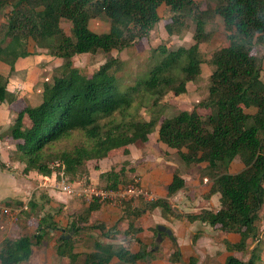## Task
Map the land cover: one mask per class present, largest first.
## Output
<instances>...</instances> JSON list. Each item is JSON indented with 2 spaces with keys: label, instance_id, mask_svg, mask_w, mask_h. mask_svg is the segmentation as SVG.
Masks as SVG:
<instances>
[{
  "label": "trees",
  "instance_id": "obj_1",
  "mask_svg": "<svg viewBox=\"0 0 264 264\" xmlns=\"http://www.w3.org/2000/svg\"><path fill=\"white\" fill-rule=\"evenodd\" d=\"M161 6L172 14L171 22L164 26L168 36L179 35L191 18L195 25L192 45L175 50L157 47L159 61L126 86L122 76L118 77L124 71L118 58L107 59L91 75L74 66L77 55L121 52L147 37L160 21ZM6 9L5 21L0 24V64L11 73L18 62L31 55L30 43L46 48L62 61L51 82L43 83L39 104L22 106L7 130V136L16 142L24 176H48L51 161L59 160L66 174L77 180L87 175L88 166L99 172L100 161L111 158L112 153L127 156L135 143H145L156 133L157 141L173 150L186 166H203L210 184L205 197L218 195L220 205L216 210L201 209L198 214L184 215L175 213L166 199L148 203L147 208L159 207L189 223H206L224 236H238L236 243L227 240L228 251L243 253L251 243L260 242L258 222L264 210V81L260 62L252 52L256 46H264V0H215L214 7L206 11L200 10L195 0H0V10ZM210 15L221 19L227 46L219 47L211 57L208 94L199 103L209 113L202 117L192 109L165 117L162 98L170 92L184 94L187 84L200 76V45L208 40L206 24ZM99 16L109 21L108 33L88 29L89 20ZM62 22L70 23L69 35L61 28ZM15 98L8 90V77L0 72V103H10ZM144 102L154 112L148 119L138 117ZM75 132L82 135L81 144L53 152L54 144ZM235 160L243 168L232 174L229 170ZM134 170L123 161L119 169L111 167L98 173L102 185L97 186L115 190L131 183L139 185L137 178L129 175ZM186 185L184 178L173 174L166 197H173ZM31 202L29 209L34 210L36 206ZM99 207L94 202L76 217V224L67 229V233L73 231V238L66 240L60 234L56 255L68 264L80 256L82 264H111L114 259L119 264L147 261L153 251L138 240L137 253L131 252V242L126 240L122 244L95 241L91 253H74L75 237L81 231L98 229L101 238L114 234L115 227L105 231L102 224L88 225L90 214ZM46 218L39 223L42 234L35 241L27 236L3 241L0 264L27 263L42 235L53 236L57 230L52 217ZM130 228L131 225L126 235ZM171 240L174 250L169 261L178 263L181 254ZM256 249L251 250L246 261L227 255L224 264H256Z\"/></svg>",
  "mask_w": 264,
  "mask_h": 264
},
{
  "label": "rangeland",
  "instance_id": "obj_2",
  "mask_svg": "<svg viewBox=\"0 0 264 264\" xmlns=\"http://www.w3.org/2000/svg\"><path fill=\"white\" fill-rule=\"evenodd\" d=\"M195 2L202 11L212 9L215 4V0H195ZM8 11V9L0 10V24L4 23ZM158 13L160 21L147 37L136 41L121 52L112 51L108 54L98 52L96 54L77 55L73 60L74 66L82 73L91 75L107 59L118 58L124 64V71L118 74V77L122 76V84L126 86L131 85L135 78L143 75L159 61L160 56L158 55V50H156L157 47L162 46L167 50H175L179 47H189L193 44L192 37L195 25L191 18L186 20L185 27L179 35L168 36L164 26L171 22L172 14L165 6H161ZM61 28L66 35H69L70 23L62 22ZM88 29L97 34L108 33L109 21L104 16L90 19ZM206 32L209 33L208 40L200 45L201 59L203 61L200 76L195 82L187 84V90L184 94L174 95L170 92L162 98L160 105L164 107L165 117H172L181 111H191L192 109H195L202 117L209 113L207 109L201 108L199 103L208 94L209 76L213 70L210 63L211 57L219 47L227 46V41L223 23L218 17L210 15L206 24ZM28 47L31 55L24 61L18 62L11 73L7 67L0 64V72L8 77V90L16 97L10 103H0L4 108L0 114V186L11 185L16 188V195L5 191L0 193V246L5 240H16L23 236L31 237L32 240L35 239L37 235L42 234V231L38 230L39 223H42L41 220H47L46 216L48 215L53 218L51 214L60 215L63 218H71L70 224L67 223V228L62 230L66 234L67 229L71 224L75 223V218L83 212L86 206L84 200L64 195L58 190L57 192L62 196L68 199H76V207L80 206L79 209L64 211L58 207L52 209L48 202L40 204L44 194L46 197V188L41 186V179L35 175L24 176L22 174V165L20 163L17 165V162L20 161L16 153V142L7 136V130L13 124L22 106L33 107L40 102L43 83L51 82L52 76L56 74V69L62 63L60 59L51 56L46 48L36 47L33 43H30ZM252 53L260 62L261 79L264 81V46H256ZM160 105L159 107L161 108ZM142 106L139 108L138 117L148 119L154 112H151L145 106V102ZM156 139V133H152L145 143H135L130 148V153L127 156L112 153L111 158L104 162V167L112 166L115 169H119L123 160L127 161L129 167L135 168L134 173L129 175L131 177L138 176L136 178H139V187L145 193H150L144 187L150 179L159 177V189L163 191L164 188H167L173 174H179L185 178L187 185L180 191L182 202L180 203L181 200H178L175 205L178 207L183 206L185 209H193L197 212L203 208H208V201H206L207 198L205 196L208 192L209 181L204 182V178L208 179V176H206V170L203 169V166H186L173 150L156 142ZM82 141V135L75 132L54 144L53 152L70 150L73 146L81 144ZM1 165L4 166L2 167ZM242 168L243 165L238 160H235L229 172L235 174L241 171ZM66 177L72 184L75 183L76 180H72L68 175ZM30 201L36 206L34 210L29 209ZM3 208L15 214V218L12 219L4 214ZM127 216L124 214L122 217L127 218ZM183 221H185L184 224L181 225L180 222L178 224L183 230L182 235L184 237L182 246L179 248L181 258L178 264H224V259L227 255L246 261L250 257L251 250L255 247H257L254 253L256 264H264V210L258 222L259 229L263 231L262 234L261 232L259 234L260 242L251 243L243 253L228 251L226 248L225 243L228 241L236 243L238 236H224L218 230L214 231L207 225L194 227L187 224L189 222L185 219ZM167 228L171 229L169 226ZM89 230H85L84 235L85 238L89 239L88 243H91L90 237L94 236L89 235L94 230ZM120 231H118L119 234H122V231ZM60 234V231H55L53 236L43 234L39 245L33 247L31 259L24 264H68L66 260L60 259L55 253V246ZM70 234V238H72L73 232L71 231L68 235ZM95 234L99 235V232L96 231ZM166 236L168 237V235ZM166 236L164 235L165 238ZM161 242L152 244L154 246L151 249L153 251L152 255L147 261H143L140 264H171L169 258L174 249H172L173 247L168 248V250L163 248V246H160ZM78 246H75L76 250H78ZM155 247H157L156 250ZM77 252L83 254L82 251L78 250ZM81 258L82 256L74 261L73 264H82ZM113 264L118 263L114 261Z\"/></svg>",
  "mask_w": 264,
  "mask_h": 264
},
{
  "label": "crops",
  "instance_id": "obj_3",
  "mask_svg": "<svg viewBox=\"0 0 264 264\" xmlns=\"http://www.w3.org/2000/svg\"><path fill=\"white\" fill-rule=\"evenodd\" d=\"M24 60H22V61H24ZM4 76H7V75H4ZM38 104H39V102L37 103V105ZM3 109H4L3 105H0V114L3 112ZM156 142H158L157 139H156ZM2 144H4V143H2ZM106 160H108V159H105V160H102L99 162V172H94L93 167L88 166L87 175L84 174V176H82V177L86 178V180H88L90 183H93L96 185H102V183L99 182V180H98V173H102L104 171H107L112 167V166L111 167H104L105 165H103V164ZM17 163H18L17 165H19V163H20L22 165V169H23V164L21 162H17ZM30 175L31 176L35 175L38 178H40L41 179V186L46 188V190H45L46 191V197L44 194V196L42 197V199L40 201V204L43 202H48V205L51 206L52 209H56V207H58V208H62L64 211H68V210L74 211L75 208L79 209L80 206L76 207V201H75L76 199H68L67 197L62 196L59 192H57V190L54 188V186H52L51 183H53V181H50L51 182V183L49 182L50 184L44 183V179H43L44 176L39 177L35 173L30 174ZM136 177H138V176H136ZM137 180L139 182V178H137ZM207 181H209V180L207 178H204V182H207ZM159 185H160V178L154 177L148 181L146 186H144L155 197V201H157L159 199H166L168 204L170 205V207L174 210V212L179 214V215L180 214L184 215V214H198L199 213L197 211H194L193 209H187V208L185 209L183 206H181V207L176 206L175 205L176 201L181 200V198H180L181 192L179 191L173 197L167 198L166 197V188H164L163 191H160ZM0 187H1L0 193L5 191V192H11L10 194H12V195L13 194L16 195V193H15L16 188H14V186L9 185V186H0ZM206 201H208V204H207L208 208H203V209L216 210L219 208L220 203H219V196L218 195H212L211 197L207 198ZM181 202H182V200L180 201V203ZM147 204L148 203L146 201H144L143 199H140V198L133 199L130 202L124 203L121 206H115V205H111V204H100L99 209L90 214L88 225L93 226V225H97V224H102L103 228H105V231H111L110 229L115 227V229H113L114 234H112V236H111L112 238L111 237L110 238H104L103 236L101 238L100 237V233H101L100 230L92 228L90 230H94V232L92 231V233L89 236H94V237H90L91 243H88L89 239L85 238V235H84L85 231H81L75 237V239H77L76 245L77 246L79 245L78 250L82 251L83 254H87V253H91L93 251V244L95 241L114 243V244H122L125 240L131 242L130 250L132 253H137L139 250V245L136 243V240L140 241V243H142L148 249H153L154 246L152 244L156 243L155 239H156V234L158 233V232L156 233L157 227L159 225H163V224H165L171 228L170 230L172 231V235L167 237L166 234H164L166 236V238L164 237V235L162 236L163 239H162V242L160 243V246H163V248H165L167 250H168V248H172V247H173L172 249H174V245H173V242L171 240V239H173L175 241V243L177 244L178 249L181 248L182 243L184 241L183 240L184 237L182 235L183 230L181 229V227L178 224L180 222L182 225L185 223V221H183L182 219H179V218H175L174 215L167 213L165 210H163L159 207L147 208ZM85 205L86 206L84 208L89 206L87 204H85ZM124 214L126 216L128 215L127 218L122 217ZM51 215L53 216L52 222L54 224H56V226H57L56 231L58 232L60 227H62V229L60 230L61 235L67 236L69 233L64 234L62 232V230H63V228H67L66 225H67V223L70 224L69 221L71 220V218H67V217L63 218L60 215H58V216L53 215V214H51ZM78 215H77V217H78ZM74 224H76V218H75ZM187 224H190L191 226H194V227L207 225L206 223H201L198 221L192 222V223H187ZM71 225H73V224H71ZM71 225H70V227H71ZM129 225H131V228H130L131 231L126 235L125 233L128 230ZM165 225H163V226H165ZM207 226L210 227L209 225H207ZM119 227L121 228L122 234H119V232H118V231H120ZM211 229H213L214 231L216 230L214 228H211ZM96 231L99 232V235L95 234ZM262 232L263 231L261 230V234H262ZM73 237H74V233H73ZM91 244H92V246H91ZM90 246H91V248H90ZM78 250H76L74 247V253L79 254V255H83L80 252H77ZM78 259H79V257H78ZM114 261H116L118 263V261L116 259H114L111 262V264H113ZM140 263L141 262H138L137 264H140ZM178 263H175V264H178ZM171 264H173V263H171Z\"/></svg>",
  "mask_w": 264,
  "mask_h": 264
},
{
  "label": "built area",
  "instance_id": "obj_4",
  "mask_svg": "<svg viewBox=\"0 0 264 264\" xmlns=\"http://www.w3.org/2000/svg\"><path fill=\"white\" fill-rule=\"evenodd\" d=\"M49 169L51 174L43 177L44 183L53 181V183H50L60 193L84 200L87 205L97 202L99 204L121 206L138 198L143 199L147 203L155 201V197L151 193L141 191L138 183L127 184L115 190H105L90 183L84 177H80L72 184L66 177L65 165L59 160L52 161L49 164ZM2 211L8 217L15 218V214L11 213L10 210L3 208Z\"/></svg>",
  "mask_w": 264,
  "mask_h": 264
},
{
  "label": "water",
  "instance_id": "obj_5",
  "mask_svg": "<svg viewBox=\"0 0 264 264\" xmlns=\"http://www.w3.org/2000/svg\"><path fill=\"white\" fill-rule=\"evenodd\" d=\"M157 231H158V233H157V235H156V239H155V242H157V243L162 241V236H161V234H166V235H168V236H171V235H172V231H171L170 229H168L166 226H163V225H159V226L157 227ZM70 236H71V234L65 236L64 238H65L66 240H68V239L70 238ZM155 249H157V247H155Z\"/></svg>",
  "mask_w": 264,
  "mask_h": 264
}]
</instances>
